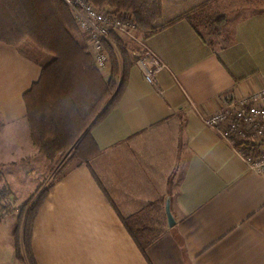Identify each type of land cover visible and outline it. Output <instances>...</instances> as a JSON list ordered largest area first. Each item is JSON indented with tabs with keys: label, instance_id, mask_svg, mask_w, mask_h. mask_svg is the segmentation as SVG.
<instances>
[{
	"label": "crops",
	"instance_id": "crops-1",
	"mask_svg": "<svg viewBox=\"0 0 264 264\" xmlns=\"http://www.w3.org/2000/svg\"><path fill=\"white\" fill-rule=\"evenodd\" d=\"M161 1V24L181 17L146 38L166 67L152 86L133 66L122 98L92 130L100 153L91 167L106 193L75 161L51 187L34 225L37 264H264V176L202 120L228 95L264 87V0ZM186 15L203 22L198 30ZM41 72L0 42V190L8 184L9 200L13 171L44 184L52 172L23 97ZM150 203L163 234L144 255L120 215Z\"/></svg>",
	"mask_w": 264,
	"mask_h": 264
},
{
	"label": "trees",
	"instance_id": "trees-1",
	"mask_svg": "<svg viewBox=\"0 0 264 264\" xmlns=\"http://www.w3.org/2000/svg\"><path fill=\"white\" fill-rule=\"evenodd\" d=\"M89 1L99 9L110 7L130 14L145 38L181 18L161 24V0ZM185 18L196 30L203 23L196 16L186 15ZM110 41L112 44L107 43L106 49L110 54L111 74L105 78L89 54L86 40L78 31L69 8L61 0H0V42L15 47L22 56L42 67L39 80L23 96L33 143L52 165L65 160L52 183L42 184L19 205L14 230L15 258L19 263L37 264L32 247L35 221L51 187L63 177L71 161L86 164L104 190L91 167L92 159L100 153L92 130L122 98L129 72L138 59L136 54L140 52L135 42L117 33L111 34ZM48 56H53V60L43 65L42 61ZM235 146L239 150L252 148L243 143ZM0 182H4L2 167ZM11 195L5 183L0 190V208L11 207L7 202ZM157 205L150 203L128 217L120 215L144 255L163 234L161 223L156 226L153 222V209Z\"/></svg>",
	"mask_w": 264,
	"mask_h": 264
},
{
	"label": "built area",
	"instance_id": "built-area-1",
	"mask_svg": "<svg viewBox=\"0 0 264 264\" xmlns=\"http://www.w3.org/2000/svg\"><path fill=\"white\" fill-rule=\"evenodd\" d=\"M61 1L69 8L78 31L86 40L89 54L105 78L111 74V59L106 44L110 42L111 34L117 33L139 46L136 65L143 71L146 82L155 86L156 75L166 66L147 47L145 36L130 14L110 7L99 9L89 0ZM202 120L221 139L234 145L250 144L251 149H238V155L250 171L264 176V87L242 97L228 95L222 109L202 116Z\"/></svg>",
	"mask_w": 264,
	"mask_h": 264
},
{
	"label": "rangeland",
	"instance_id": "rangeland-1",
	"mask_svg": "<svg viewBox=\"0 0 264 264\" xmlns=\"http://www.w3.org/2000/svg\"><path fill=\"white\" fill-rule=\"evenodd\" d=\"M108 44H112V42L110 41ZM49 57L53 56H48L45 59ZM74 161L79 162L78 160ZM64 163L65 160H61L58 161L57 164L52 165L51 175L49 178L47 177L48 179L46 180H48V182L45 184L43 183L44 179H40L41 177L39 178L35 174L32 175L23 173L20 170L13 171L9 175V180L13 184V197L7 201L11 204V207L9 206L10 208H5L3 206L0 208V264H22L19 263L15 258L13 235L18 224L20 213L18 211L19 205L27 201L35 192L36 188H38L42 183L46 186L53 182L57 172L62 168ZM6 205L7 203L5 202L4 206Z\"/></svg>",
	"mask_w": 264,
	"mask_h": 264
},
{
	"label": "water",
	"instance_id": "water-1",
	"mask_svg": "<svg viewBox=\"0 0 264 264\" xmlns=\"http://www.w3.org/2000/svg\"><path fill=\"white\" fill-rule=\"evenodd\" d=\"M166 213H167V217H168L169 226L172 227L175 224V222H174V219H173V217H172V215L170 213V210H169V207L168 206H167Z\"/></svg>",
	"mask_w": 264,
	"mask_h": 264
}]
</instances>
